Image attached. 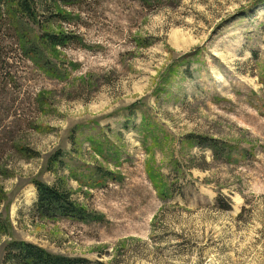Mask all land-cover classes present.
I'll return each mask as SVG.
<instances>
[{"label": "rangeland", "instance_id": "1", "mask_svg": "<svg viewBox=\"0 0 264 264\" xmlns=\"http://www.w3.org/2000/svg\"><path fill=\"white\" fill-rule=\"evenodd\" d=\"M34 1L35 32L70 41L39 48L56 76L17 45L0 61V264L20 241L91 264H264V0ZM37 180L89 217L39 215Z\"/></svg>", "mask_w": 264, "mask_h": 264}, {"label": "trees", "instance_id": "2", "mask_svg": "<svg viewBox=\"0 0 264 264\" xmlns=\"http://www.w3.org/2000/svg\"><path fill=\"white\" fill-rule=\"evenodd\" d=\"M50 2L61 14V9H59L61 0H51ZM68 2L70 1L65 3ZM34 3V0H0V61L3 62L6 58H11L4 53L7 46L17 45L23 57L32 60L46 72L56 76V73L51 72L50 60L39 48L44 44H50L55 49L64 47L69 43L70 38L64 33L56 34L45 31L39 34L35 32L33 26L38 21V14ZM43 5H45L44 2ZM210 146L215 153L219 152L220 144L216 140H212ZM111 174L110 172L106 173L109 177ZM101 179L92 182L101 184L103 180ZM35 186L38 192L36 210L39 215L50 218L87 219L89 217L85 207L77 204L69 192L38 180L35 181ZM231 208L232 206L229 204L226 209L231 210ZM243 212H241V216ZM11 245L15 252L13 259L17 264H91V261L86 258L53 254L36 244L25 241L12 242Z\"/></svg>", "mask_w": 264, "mask_h": 264}]
</instances>
